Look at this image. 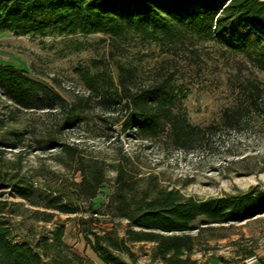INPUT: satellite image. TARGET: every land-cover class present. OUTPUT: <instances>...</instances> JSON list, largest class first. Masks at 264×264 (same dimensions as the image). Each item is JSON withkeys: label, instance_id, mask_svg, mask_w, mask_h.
Wrapping results in <instances>:
<instances>
[{"label": "rangeland", "instance_id": "obj_1", "mask_svg": "<svg viewBox=\"0 0 264 264\" xmlns=\"http://www.w3.org/2000/svg\"><path fill=\"white\" fill-rule=\"evenodd\" d=\"M0 64L23 69L67 103L64 108L24 109L0 88V140L8 142L0 143L2 164L32 185L38 203L30 205L13 197L10 187L0 190V199L22 204L12 215L17 240L22 234L35 239L63 224V239L71 250L89 263L100 264L84 232L114 229L118 237L125 236L126 220L115 215L111 203L118 165L137 194L158 186L198 200L250 189L264 192V72L240 53L211 41H186L165 51L133 34L118 38L101 33L4 31L0 32ZM99 74L111 78L110 92L123 76L132 88L169 76L183 94L181 108L187 119L208 126L204 139L189 151L176 149L164 135L151 141L136 139L122 129L124 111L113 112V104L107 110L96 103L99 90L89 91L86 80ZM84 98L89 100L81 106V121L61 126L68 106H79ZM12 130L22 133L19 140ZM67 146L74 149L67 152ZM90 166L105 180L94 197L80 184L82 170ZM59 204L76 212H61ZM32 210L51 212V220L42 221L43 213L33 215ZM195 224L197 229L189 232L195 236L191 257L201 262L219 257L227 264H244L250 255L264 259V212L242 221ZM127 246L129 253H116L127 264H164L151 257L150 242H127Z\"/></svg>", "mask_w": 264, "mask_h": 264}, {"label": "trees", "instance_id": "obj_2", "mask_svg": "<svg viewBox=\"0 0 264 264\" xmlns=\"http://www.w3.org/2000/svg\"><path fill=\"white\" fill-rule=\"evenodd\" d=\"M4 31L32 35L101 33L118 38L133 34L154 41L165 51L186 41H211L242 54L264 72V0H0V32ZM107 82L111 78L99 74L88 77L86 85L89 91L99 90L96 103L107 110L110 104L115 105V113L118 109L124 111L122 129L136 139L151 141L164 135L181 151L192 150L195 142L204 139L208 126L201 127L187 119L181 108L183 94L169 76L136 88L129 86L123 76L113 92L107 91ZM0 88L3 95L24 109L64 108L67 104L46 84L11 64H0ZM88 100L84 98L79 106H68L61 126L81 121V106ZM229 117L235 120V114ZM10 133L18 140L22 135L18 130ZM73 149L67 146L65 151ZM1 153L0 190L10 187L13 197L37 205L32 185L17 173L7 172ZM115 171L117 188L111 203L115 215L126 220L125 236L118 237L114 229L84 232L88 246L103 264H127L116 255L129 253L127 242L152 243L151 257L164 264H197L190 257L195 236L189 232L197 229L195 222L203 225L242 221L264 212L262 191L250 189L239 195L203 200L161 186L137 194L123 176L122 167L118 165ZM104 181L99 170L91 166L82 170L80 184L88 196L94 197ZM20 205L21 202L0 199V264H92L64 241L63 224H56L35 239L22 234L17 240L12 215ZM56 207L64 213L76 212V208L65 204ZM41 213L42 221L51 220V212L32 210L33 215Z\"/></svg>", "mask_w": 264, "mask_h": 264}, {"label": "crops", "instance_id": "obj_3", "mask_svg": "<svg viewBox=\"0 0 264 264\" xmlns=\"http://www.w3.org/2000/svg\"><path fill=\"white\" fill-rule=\"evenodd\" d=\"M191 258L196 260L197 264L201 262V260L199 258H195V257H191ZM204 263L205 264H227V263L223 262V260H220L219 257H209L208 259H205ZM240 263H241L240 261H236L235 264H240ZM96 264H98V263H96ZM100 264H103V263L100 261ZM252 264H264V259H259Z\"/></svg>", "mask_w": 264, "mask_h": 264}, {"label": "built area", "instance_id": "obj_4", "mask_svg": "<svg viewBox=\"0 0 264 264\" xmlns=\"http://www.w3.org/2000/svg\"><path fill=\"white\" fill-rule=\"evenodd\" d=\"M258 259L255 255H250L247 256L246 258L243 259L244 264H252L256 262Z\"/></svg>", "mask_w": 264, "mask_h": 264}]
</instances>
